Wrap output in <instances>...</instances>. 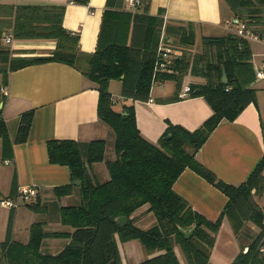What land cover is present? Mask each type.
I'll return each mask as SVG.
<instances>
[{
  "label": "trees",
  "instance_id": "16d2710c",
  "mask_svg": "<svg viewBox=\"0 0 264 264\" xmlns=\"http://www.w3.org/2000/svg\"><path fill=\"white\" fill-rule=\"evenodd\" d=\"M149 1L143 2L145 12L138 13L124 11V0H106L96 49L92 53L82 52L78 35L63 27L64 5H0V87L7 85L11 71L46 62L67 64L94 82L98 91L97 115L114 134V157L106 160L107 143L103 139L46 142L49 162L66 165L71 179L80 180L78 185L53 188L57 198L71 194L74 189L77 191V204L59 208V221L72 230L46 231L43 222L37 221L30 225L26 243L14 241L10 238L11 212L6 237L0 243V264H123L117 240H137L144 252L151 255L136 264H180L175 247L180 248L187 264H211L210 253L224 216L230 220L235 237L239 241L247 240L229 264H264V208L254 199V194L264 192V156L238 184L220 180L197 156L221 121H233L255 100L254 85L258 82L249 40L230 30L220 36H202L201 51L191 52L189 47L195 41L193 23L164 24L162 9L156 15L146 11ZM224 1L233 18L264 34V0ZM1 16L12 18V22L4 23ZM126 27L130 33L128 42ZM5 28L11 30L14 39L53 40L55 48L47 55L14 57L2 44ZM163 32L172 38L170 43L167 40L160 43L171 49L172 63L165 72H158L155 70L160 57L158 38ZM222 69L227 77L225 83ZM188 74L204 80L189 83L188 96L203 97L212 109L211 115L192 131L168 122L157 143L146 140L136 125L132 103L147 101L152 85L158 81L171 80L179 88ZM112 79L121 80V98L130 99V104L114 108L116 101L108 91ZM4 99L0 93V103ZM32 118L33 110L19 116L12 141L0 106L3 158L10 156L12 142L26 141ZM98 161H104L108 171L109 178L103 182L91 172V165ZM186 168L227 197L215 220L202 216L174 191L175 180ZM36 198L38 192L23 205L37 212L43 210ZM143 205L148 206L146 211L156 219L148 228L138 227L132 217ZM120 216L127 218L123 225L116 220ZM248 223L258 229L254 238L245 231ZM194 225L189 237L180 232V228L190 229ZM60 237L69 241L59 252H42L44 239Z\"/></svg>",
  "mask_w": 264,
  "mask_h": 264
},
{
  "label": "crops",
  "instance_id": "0c3cea01",
  "mask_svg": "<svg viewBox=\"0 0 264 264\" xmlns=\"http://www.w3.org/2000/svg\"><path fill=\"white\" fill-rule=\"evenodd\" d=\"M105 1L87 0L86 3H81L78 0H0V5H64L63 27L71 34L78 35V46L82 52L92 53L96 49ZM159 9L163 10L164 24L192 22L195 36L200 34V38L224 35L232 28L225 21L234 15L224 0H150L146 11L150 15H156ZM123 10L142 13L144 8L141 6L134 11L130 10L125 6L124 0ZM1 19L4 23L12 22L10 17L1 16ZM9 31V28H5L4 32ZM124 33L128 42V27ZM165 35L164 32L160 34L158 44L164 40L168 43ZM249 45L255 68L264 57V43L249 40ZM54 48L53 40L13 38L9 49L12 56L20 57L47 55ZM167 81L172 83L171 88L163 86ZM203 81L201 77L188 74L179 88L171 80L154 83L147 101L132 103L141 135L146 140L157 143L168 122L190 131L198 128L211 115L212 109L201 96L179 98L178 93L186 84ZM6 88L8 93L0 106L8 131L10 123L16 122L9 138L13 141L19 116L23 112L33 110V118L26 141L12 142L10 156L2 157L0 140V198H15L19 187L33 185L38 192L36 201L43 210L33 211L23 204L14 209L0 205V243L6 237L11 212V240L26 243L29 227L37 221L43 222L46 231L70 232L72 229L69 226L59 224V208L77 204L79 196L75 189L71 194L60 198L54 195V187L71 184L72 179L66 165L49 162L46 142L51 139L77 142L103 139L107 143L106 148L108 143L112 146L114 134L97 115L98 91L95 84L67 64L46 62L9 72ZM254 88L255 100L233 121H221L197 153L202 164L226 183L242 182L264 156V82H258ZM108 91L116 101L115 109L132 102L130 99L121 98L120 79L110 80ZM5 160L10 163L5 164ZM92 174L95 176L93 172ZM102 177L104 181L109 178L107 172ZM173 189L195 211L212 221L219 216L227 201V197L220 190L189 168L181 172L173 184ZM71 198L75 200L72 201ZM147 207L143 205L133 213L135 224ZM68 241V238H46L42 242L41 250L55 254ZM241 244L234 235L230 220L224 216L210 253V263L229 264L240 251ZM133 249L140 251L138 244ZM141 249L144 251L142 247ZM175 253L180 264H187L179 247H175ZM128 258L125 257L123 262L129 263Z\"/></svg>",
  "mask_w": 264,
  "mask_h": 264
},
{
  "label": "built area",
  "instance_id": "2783aa9c",
  "mask_svg": "<svg viewBox=\"0 0 264 264\" xmlns=\"http://www.w3.org/2000/svg\"><path fill=\"white\" fill-rule=\"evenodd\" d=\"M144 0H125V6L130 10H136L143 5ZM229 25L231 30L239 36L251 41H259L264 43V34H259L253 29L248 27V25L241 20L236 18L228 19L225 21ZM2 42L5 44H11L13 42V35L11 31L5 32L2 35ZM160 57L155 64V70L158 72H165L168 69V66L172 63L171 60V49L168 46L160 44ZM255 81L264 82V57H262L259 65L255 67ZM190 86L189 84L184 85L178 93L179 98L189 97ZM0 93L4 96L7 95L8 91L6 86L0 87ZM5 164L10 163L9 160L4 161ZM37 195V187L22 186L18 188L17 196L12 199H0V205L9 209L16 208L19 204L31 201Z\"/></svg>",
  "mask_w": 264,
  "mask_h": 264
},
{
  "label": "rangeland",
  "instance_id": "374dc122",
  "mask_svg": "<svg viewBox=\"0 0 264 264\" xmlns=\"http://www.w3.org/2000/svg\"><path fill=\"white\" fill-rule=\"evenodd\" d=\"M174 40H176V39H174ZM2 44L7 48H10V46H11V44H5L4 42H2ZM189 49H191V52L201 51L200 34H197L195 36L194 44L192 47H189ZM163 86H165L167 88H171L172 83L170 81H167L163 84ZM18 122H19V119H18ZM15 125H16V122H14V121L12 123H10V128H9L10 131L12 128L15 127ZM7 129H8V126H7ZM10 131H8V135H9ZM113 154H114L113 147L110 146V143H108L106 153H105V160L109 159V158L111 159L113 157ZM91 172H93L95 174V176L99 182L104 181V178L102 177L104 175V173H105V175H106V172L108 174V171H107V168L105 166L104 161L94 162L91 165ZM254 199L258 202V204L260 206H262V208H264V192H262L261 195L254 194ZM71 200L74 201L75 199L73 200V198H71ZM155 222H156V219H155L153 213L144 211V213H142L140 218H138L136 220V225L140 228H148V227L154 225ZM59 224L63 225L61 222H59ZM245 231L248 233L250 238H254L258 233L257 227L255 225H253L252 223H248L246 225ZM60 238L63 239L65 237H60ZM246 241L247 240L245 238L240 239L241 243H244ZM57 242H59V241H57ZM59 243H56V244H59ZM135 244L136 245L138 244V246L140 247L139 252L138 251L136 252L135 249H133V246ZM117 245H118V251H119L120 258L122 260V263H124V264H130L131 262L136 264L139 261H141L147 257V256L145 257L146 254L144 251H142L141 245L137 240H130V241H126V242H120L119 240H117ZM125 257H129L128 258L130 260L129 263H126L125 261L123 262Z\"/></svg>",
  "mask_w": 264,
  "mask_h": 264
},
{
  "label": "water",
  "instance_id": "95a60500",
  "mask_svg": "<svg viewBox=\"0 0 264 264\" xmlns=\"http://www.w3.org/2000/svg\"><path fill=\"white\" fill-rule=\"evenodd\" d=\"M165 39H168V43L171 42V38L167 35L164 36ZM227 81V77H226V73L224 71V69H222V82H226ZM169 138V136L167 137V139ZM73 185H78L80 183V180L78 179H73L72 182H71ZM117 222L120 224V225H123L127 222V218L124 217V216H120L118 218H116ZM195 229V225L192 226L190 229H182L180 228V232L184 235V237H189L191 235V233L193 232V230Z\"/></svg>",
  "mask_w": 264,
  "mask_h": 264
}]
</instances>
